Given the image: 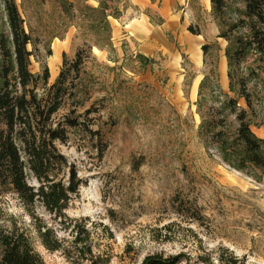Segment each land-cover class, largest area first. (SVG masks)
<instances>
[{
  "label": "rangeland",
  "instance_id": "374dc122",
  "mask_svg": "<svg viewBox=\"0 0 264 264\" xmlns=\"http://www.w3.org/2000/svg\"><path fill=\"white\" fill-rule=\"evenodd\" d=\"M14 1L32 41L28 70L40 74L45 65L46 87L85 44L100 47L84 51L51 118L79 123L54 143L81 182L76 195L58 218L3 193L0 233L23 234L43 264H140L151 255L178 257V264H264V184L225 166L197 136L199 115L215 104L207 98L216 92L211 77L195 105L213 65L217 86L229 94L226 42L208 0ZM98 1L117 14L107 18L109 47L93 27L98 14L86 9ZM226 4L227 19L242 8L239 0ZM235 76L250 102V130L264 139V54L246 50ZM237 103L246 108L242 98ZM26 182L38 185L29 173ZM37 229L49 233L40 237ZM47 239L58 249H46Z\"/></svg>",
  "mask_w": 264,
  "mask_h": 264
},
{
  "label": "trees",
  "instance_id": "16d2710c",
  "mask_svg": "<svg viewBox=\"0 0 264 264\" xmlns=\"http://www.w3.org/2000/svg\"><path fill=\"white\" fill-rule=\"evenodd\" d=\"M239 1L242 8L236 10L237 15L233 18L227 19L226 0H208L218 27L217 37L226 42L223 57L227 92L231 96L217 86L213 65L198 85L195 105L200 109V102L204 100L200 92L209 85L211 77L216 92L211 91L207 98L215 104L199 115L197 136L225 166L264 184V139L257 138L250 130V102L240 79L235 76L246 50L264 54V0ZM86 9L98 14V24L93 27L100 26L105 33L104 45L109 47L107 18L115 17L116 12H108L104 1H98L96 8ZM0 17V195L11 193L25 209L38 204L47 213L64 217L69 200L76 195L81 182L54 143H64L66 130L79 123L68 116L60 122H52L51 118L63 102L71 73H78L82 65L84 51L100 46L85 44V49L77 50L74 60L68 65L63 61L53 83L46 87L48 71L45 65L41 66L40 74H31L28 70L32 53L26 46L32 45V41L23 30L14 0H0ZM242 29L246 33L238 34ZM208 49V45L200 46L202 63ZM136 57L143 65L151 62L141 55ZM237 98H242L245 109L238 106ZM27 173L37 181V187L27 184ZM39 231L37 229L40 237L49 233L47 229L42 233ZM75 243H82V239H75ZM43 246L51 251L58 249V245L48 239L43 241ZM233 261L224 260L222 264H235ZM0 264L43 262L23 234L10 231L0 233ZM140 264H178V257L151 255L144 257Z\"/></svg>",
  "mask_w": 264,
  "mask_h": 264
}]
</instances>
